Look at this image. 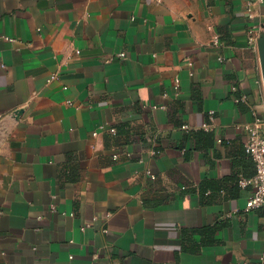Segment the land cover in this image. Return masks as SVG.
Segmentation results:
<instances>
[{
	"label": "crops",
	"instance_id": "1",
	"mask_svg": "<svg viewBox=\"0 0 264 264\" xmlns=\"http://www.w3.org/2000/svg\"><path fill=\"white\" fill-rule=\"evenodd\" d=\"M248 1L0 0V264H264Z\"/></svg>",
	"mask_w": 264,
	"mask_h": 264
},
{
	"label": "built area",
	"instance_id": "2",
	"mask_svg": "<svg viewBox=\"0 0 264 264\" xmlns=\"http://www.w3.org/2000/svg\"><path fill=\"white\" fill-rule=\"evenodd\" d=\"M264 3V0H250L246 3L244 9V15L247 20H253L257 16L259 7ZM257 27L252 26L247 31V42L250 46L254 47L256 42ZM9 42H14V39L5 38ZM75 51V54H78ZM116 58H123L124 53H119L115 56ZM57 79V74L53 73L49 81H54ZM178 89V80H175V90ZM232 91H236L232 88ZM177 95V93H176ZM240 100L244 101L243 96ZM69 103V102H68ZM70 104V103H69ZM212 114V113H210ZM253 121L244 127L246 131L247 139L244 145L245 153L252 159L255 167V174L249 181H243L241 186L249 185L252 189L250 196L248 197L245 209L247 211L256 210L264 207V119L259 117L255 111L252 112ZM204 130L208 129L207 125H202ZM111 132H114L111 129ZM156 152H152L154 155ZM51 212H56V207L54 205L50 206ZM84 230V228H82Z\"/></svg>",
	"mask_w": 264,
	"mask_h": 264
}]
</instances>
